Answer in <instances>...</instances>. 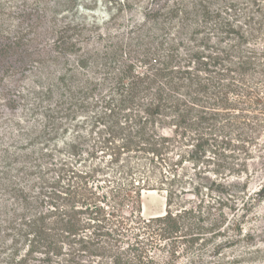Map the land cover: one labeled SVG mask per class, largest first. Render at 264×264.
I'll return each instance as SVG.
<instances>
[{"label":"trees","instance_id":"1","mask_svg":"<svg viewBox=\"0 0 264 264\" xmlns=\"http://www.w3.org/2000/svg\"><path fill=\"white\" fill-rule=\"evenodd\" d=\"M109 1L107 19L54 29L51 50L73 59L55 79L3 94L0 264L263 256L264 229L246 225L264 199L249 183L264 151V0H149L135 19L136 1ZM147 190L163 213L143 215Z\"/></svg>","mask_w":264,"mask_h":264},{"label":"rangeland","instance_id":"2","mask_svg":"<svg viewBox=\"0 0 264 264\" xmlns=\"http://www.w3.org/2000/svg\"><path fill=\"white\" fill-rule=\"evenodd\" d=\"M134 1L136 3L133 8L128 13L124 12V16L131 19L142 15V7L149 0ZM77 2L76 7L72 6L74 1L70 0H0V35L8 37L7 41L12 39L19 49L9 59L11 65L19 66L18 70L8 74L0 71V112H7L3 100L7 88L16 85L17 89H23L45 83L48 81L47 76L55 79L60 71L72 63V57L69 60L62 56L57 57L50 48L53 39L51 34L60 23L102 21L108 18L112 7L109 0ZM251 164L252 168L259 169V173L249 180L250 187L258 190L264 183V151L262 157L251 161ZM142 201L145 217L165 211L166 198L163 192L147 190L143 193ZM254 212L255 215L251 217L246 228L255 225L264 229V199L256 201ZM261 245L264 246V242ZM225 255L222 264H233V247L225 251ZM238 264H264V255L255 260H241Z\"/></svg>","mask_w":264,"mask_h":264}]
</instances>
